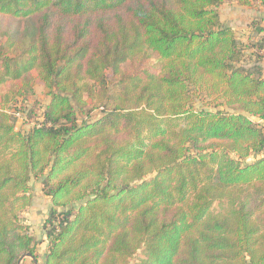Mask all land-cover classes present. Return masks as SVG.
Listing matches in <instances>:
<instances>
[{"label": "trees", "instance_id": "trees-1", "mask_svg": "<svg viewBox=\"0 0 264 264\" xmlns=\"http://www.w3.org/2000/svg\"><path fill=\"white\" fill-rule=\"evenodd\" d=\"M224 3L0 0V264H38L33 180L51 199L43 264H264V55L246 62ZM149 57L156 74L123 68ZM38 83L50 100L23 132L9 109Z\"/></svg>", "mask_w": 264, "mask_h": 264}, {"label": "rangeland", "instance_id": "rangeland-1", "mask_svg": "<svg viewBox=\"0 0 264 264\" xmlns=\"http://www.w3.org/2000/svg\"><path fill=\"white\" fill-rule=\"evenodd\" d=\"M232 0H226L225 5L220 7L221 17L226 25L229 26L230 17L228 13H225L226 8H228L232 3ZM228 19V20H227ZM240 19V18H239ZM255 20V19H254ZM256 23V21H255ZM257 23L261 24L262 21H257ZM9 29L13 31L11 34L13 41L17 44L14 48V52L12 55H16L20 53V50L28 43L29 37L33 32V24L31 20H26L23 24V28L19 31L18 25L16 23L9 24ZM254 25V21H253ZM8 26V25H7ZM5 26V27H7ZM231 27V26H230ZM232 28V27H231ZM258 27L255 28L253 32L257 33ZM235 31V30H234ZM236 37L240 42V47L242 48L244 54L246 55V59L248 62L256 59V56H253L252 53L260 50V56L264 54V45L261 42V36H252L250 39H247V34L243 33L242 29H238L235 31ZM3 36V44L9 45L8 41L5 43L6 39ZM261 45H263L261 47ZM243 60H245L243 58ZM244 63L245 61H241ZM162 62L158 57H149V58H132L127 63L124 64L123 68L125 71L130 73L139 74L142 76H146L148 74H156L159 72L161 68ZM10 87L12 85H9ZM108 86L110 92L114 94L118 90L117 81L110 76L108 80ZM2 87L0 86V91ZM50 100L49 95L47 94L46 88L38 83L35 86L34 92L28 95L27 98H19L17 104H13L10 107V112L15 111L19 112V116L16 117V128L23 132L29 131L33 126H35L42 118V114ZM197 108L207 107L212 109V105L207 104L205 101H201L197 99L195 102ZM102 114L101 107H93L90 111L89 115L80 116V120H94ZM249 161H253V158H250ZM32 186V195L33 201L31 206H29L24 212L21 213L20 219L25 224L28 225L29 233L34 236L37 241V253H38V264H43L45 254L49 248V241L45 237V220L49 216L51 199L49 196L45 195L42 191V180H33L31 182ZM217 206V205H216ZM142 251L137 252L133 257L132 261H136L141 258ZM25 264H33V260L31 257H26L24 260Z\"/></svg>", "mask_w": 264, "mask_h": 264}, {"label": "crops", "instance_id": "crops-1", "mask_svg": "<svg viewBox=\"0 0 264 264\" xmlns=\"http://www.w3.org/2000/svg\"><path fill=\"white\" fill-rule=\"evenodd\" d=\"M231 3L232 4L228 8H226L225 11V13H228L230 17L229 26H231L232 29L235 31L238 29H242L243 33L247 34V39H250V37L253 38L252 36L254 35L258 37L263 36V30H257L258 35H256V33L253 31L256 27H258V29L264 27V0H254L253 4L248 7H244L237 4L235 0H232ZM224 5H222V7ZM253 21H256V23L257 21H262V23L253 25ZM260 64L264 73V57L262 58ZM254 119L257 120L264 127V119H260L258 117H254Z\"/></svg>", "mask_w": 264, "mask_h": 264}, {"label": "water", "instance_id": "water-1", "mask_svg": "<svg viewBox=\"0 0 264 264\" xmlns=\"http://www.w3.org/2000/svg\"><path fill=\"white\" fill-rule=\"evenodd\" d=\"M26 257H31V255L29 253H26L22 256V258L20 259L19 261V264H21L23 262V260L26 258ZM37 264V263H36Z\"/></svg>", "mask_w": 264, "mask_h": 264}, {"label": "built area", "instance_id": "built-area-1", "mask_svg": "<svg viewBox=\"0 0 264 264\" xmlns=\"http://www.w3.org/2000/svg\"><path fill=\"white\" fill-rule=\"evenodd\" d=\"M19 115H20V114H18V113L16 114V116H19Z\"/></svg>", "mask_w": 264, "mask_h": 264}]
</instances>
